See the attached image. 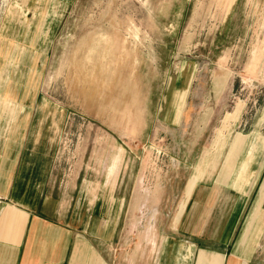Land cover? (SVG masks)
Wrapping results in <instances>:
<instances>
[{"label":"rangeland","instance_id":"rangeland-1","mask_svg":"<svg viewBox=\"0 0 264 264\" xmlns=\"http://www.w3.org/2000/svg\"><path fill=\"white\" fill-rule=\"evenodd\" d=\"M30 50L38 72L0 86L53 104L71 183L134 188V230L192 175L264 158V0H0V70Z\"/></svg>","mask_w":264,"mask_h":264},{"label":"crops","instance_id":"crops-1","mask_svg":"<svg viewBox=\"0 0 264 264\" xmlns=\"http://www.w3.org/2000/svg\"><path fill=\"white\" fill-rule=\"evenodd\" d=\"M24 53L0 73H37V52ZM52 109L29 83L0 86V264H264V158L192 175L183 198L167 210L159 194L134 230V188L118 197V172L106 193L59 172L64 122Z\"/></svg>","mask_w":264,"mask_h":264},{"label":"bare ground","instance_id":"bare-ground-1","mask_svg":"<svg viewBox=\"0 0 264 264\" xmlns=\"http://www.w3.org/2000/svg\"><path fill=\"white\" fill-rule=\"evenodd\" d=\"M259 199V198H258Z\"/></svg>","mask_w":264,"mask_h":264}]
</instances>
